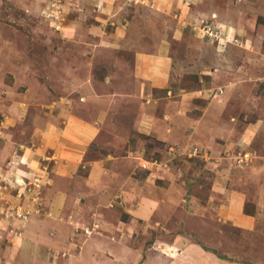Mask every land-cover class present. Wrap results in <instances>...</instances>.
I'll return each instance as SVG.
<instances>
[{"label":"rangeland","instance_id":"obj_1","mask_svg":"<svg viewBox=\"0 0 264 264\" xmlns=\"http://www.w3.org/2000/svg\"><path fill=\"white\" fill-rule=\"evenodd\" d=\"M251 1L0 0V264H264Z\"/></svg>","mask_w":264,"mask_h":264},{"label":"crops","instance_id":"obj_2","mask_svg":"<svg viewBox=\"0 0 264 264\" xmlns=\"http://www.w3.org/2000/svg\"><path fill=\"white\" fill-rule=\"evenodd\" d=\"M249 1H251V0H249ZM251 2L254 3L253 1H251ZM262 9H263L262 11H264V8H262ZM146 78H150V75L148 74L146 76ZM148 84H149V82H148ZM145 92L146 93H144L143 96L145 94H146L145 96H149V95H147V93H149V91H147L145 89ZM139 98H140V108H141V110L144 107L143 114L144 113H147V114H150L152 116L151 119H148V120L151 121L152 127L154 126V124L155 125L159 124L158 123V120L156 118H157V116H159L161 114L164 115L165 117H167L163 121L164 124L167 123V122H173L174 121L176 123L172 127H174V128L176 127V125L178 124L177 121H176V119H177V116L180 117V115H177L176 110H174V108H172V104L170 103L171 104L170 105L169 102H167L169 100L166 99V95H165V97L163 99L162 98H158L159 99V104L158 105H155L153 102L150 103V99L147 100L148 98H146V97H139ZM153 101H155V100H153ZM165 134H166V132L164 133V136L166 138H169V134L168 135H165ZM95 176H96V174H93V177H95ZM140 199L143 200L142 198H140ZM170 207H172V205H170ZM249 222H253V221L249 220ZM237 228H241L242 230L243 229L248 230L247 228H243V227H237ZM183 250H184V248H183ZM180 251H182V250L180 249ZM201 251L202 250L200 248L193 247V245L190 248H187L186 250L182 251L183 252V255L185 257V262L186 263H190V262H192L193 258H196V259H194V261H197L195 263L205 264V262L202 261V258L199 257ZM193 255H196V257L193 256ZM203 257H204V259H207L208 257H210L209 259H211V260L214 259V257L212 255H209L208 253L207 254H204ZM213 261H214L213 264H215L216 262H217V264H221L220 262H218L216 260H213ZM185 262H183V263H185Z\"/></svg>","mask_w":264,"mask_h":264},{"label":"built area","instance_id":"obj_3","mask_svg":"<svg viewBox=\"0 0 264 264\" xmlns=\"http://www.w3.org/2000/svg\"><path fill=\"white\" fill-rule=\"evenodd\" d=\"M193 154L195 155L196 153L195 152H193ZM242 161V160H241Z\"/></svg>","mask_w":264,"mask_h":264},{"label":"bare ground","instance_id":"obj_4","mask_svg":"<svg viewBox=\"0 0 264 264\" xmlns=\"http://www.w3.org/2000/svg\"><path fill=\"white\" fill-rule=\"evenodd\" d=\"M222 237V236H221ZM206 264V263H205Z\"/></svg>","mask_w":264,"mask_h":264}]
</instances>
